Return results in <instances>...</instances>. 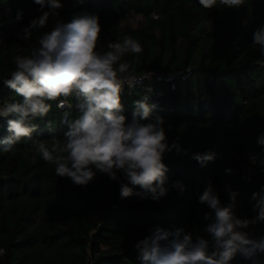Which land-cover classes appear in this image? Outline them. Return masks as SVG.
I'll return each mask as SVG.
<instances>
[{
  "label": "trees",
  "instance_id": "obj_1",
  "mask_svg": "<svg viewBox=\"0 0 264 264\" xmlns=\"http://www.w3.org/2000/svg\"><path fill=\"white\" fill-rule=\"evenodd\" d=\"M60 2L58 14L25 39L23 29L49 6L0 0V107L22 101L3 84L15 71L14 57L30 55L58 21L97 16V51H108V43L126 36L142 47L119 61L130 65L120 78L136 79L122 86V114L131 122L134 102L145 96L157 105L150 119L165 121L171 148L163 158L168 191L159 201L141 198L135 193L142 189L121 172L116 181L97 172L86 186L58 177L56 165L42 158L37 145L51 148L55 140L63 141L68 122L80 115L83 97H70V108L49 101L46 116L32 121L37 129L31 139L0 151V264H142L135 245L157 228H183L194 243L205 239L211 252L214 242L204 231L210 221L204 216L212 210L198 202L208 183L222 205L231 202L230 192L238 193L235 213L241 219L254 218L257 200L264 197V165L259 163L264 150L257 143L264 133V53L252 43L253 32L264 24V0H244L238 8L217 0L207 9L199 0ZM12 118L0 117V140L9 135L7 120ZM197 153L215 158L201 164L193 158ZM122 183L133 189L132 196L121 198ZM254 193L259 194L255 199ZM242 230L252 238L264 237V221ZM231 264L250 262L238 253Z\"/></svg>",
  "mask_w": 264,
  "mask_h": 264
},
{
  "label": "clouds",
  "instance_id": "obj_2",
  "mask_svg": "<svg viewBox=\"0 0 264 264\" xmlns=\"http://www.w3.org/2000/svg\"><path fill=\"white\" fill-rule=\"evenodd\" d=\"M33 2L41 8L47 4L50 11L43 12L23 29L25 39L32 36L33 29L44 28L49 16L57 15L56 10L63 7L60 0ZM216 2L199 0L206 9ZM220 3L238 8L244 0H220ZM21 18L22 13H18L16 19ZM100 33L99 17L75 15L70 22L58 21L50 31L44 32L38 40L39 46H34L30 55L14 57L15 71L3 84L22 97V101L0 107V117H13L7 120L9 135L0 140V151L9 152L22 138L31 139L37 129L32 121L46 116L52 108L49 101H58V108H70V97H83L78 105L80 115L68 122L63 141L55 140L51 148L43 142L37 145L42 158L56 165L58 177H67L77 186L88 185L97 172L111 180H120L117 172H121L123 179L142 189L135 195L159 201L168 191L165 187L168 168L163 158L171 148L163 127L165 121L160 116L150 119L157 105L149 103L147 96L134 102L131 122H126L122 114V86L125 83L132 86L136 79L120 78L119 74L125 73L130 65L119 61L126 53H140L142 47L126 36L122 42L108 43L109 50L101 53L97 51ZM252 43L264 53V24L253 32ZM257 143L264 150V133ZM172 147L180 152L176 143ZM193 158L203 164L215 157L197 153ZM251 162L257 163V157L252 156ZM259 163L264 165V156ZM133 194L132 188L121 184V198ZM237 195L230 192L231 202L222 205L209 182L198 198L199 203L212 210L204 216L210 221L204 231L214 242L211 252L205 239L194 243L191 234L183 228L172 232L157 228L135 245L142 264H231L238 253L250 264H264V237L252 238L242 230L264 221V197L257 200L258 214L254 218L241 219L235 213ZM258 195L254 193L253 198Z\"/></svg>",
  "mask_w": 264,
  "mask_h": 264
},
{
  "label": "rangeland",
  "instance_id": "obj_3",
  "mask_svg": "<svg viewBox=\"0 0 264 264\" xmlns=\"http://www.w3.org/2000/svg\"><path fill=\"white\" fill-rule=\"evenodd\" d=\"M131 24H133V22H132ZM175 186H176V188H177L178 190H181V188H182L180 184H176Z\"/></svg>",
  "mask_w": 264,
  "mask_h": 264
}]
</instances>
